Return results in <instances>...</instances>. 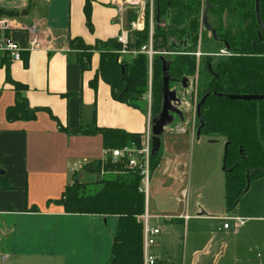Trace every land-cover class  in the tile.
Segmentation results:
<instances>
[{"label": "crops", "instance_id": "0c3cea01", "mask_svg": "<svg viewBox=\"0 0 264 264\" xmlns=\"http://www.w3.org/2000/svg\"><path fill=\"white\" fill-rule=\"evenodd\" d=\"M145 2L94 0L96 29L90 34L85 0H0V7L19 11L15 16L0 11V20L8 18L11 23L5 32L25 47L29 39L26 28L36 24V35L41 41L37 49L24 51L22 60L10 63L12 77L27 85L24 95L30 105L42 108L36 119H7L6 109L15 104L17 93L7 81L5 66H0V165L4 170L0 181L13 186H0V246L6 264L109 261L118 216L68 213L63 205L50 200L61 197L76 171L84 182L100 178L101 170L94 167L110 155L101 134L72 133L74 130L95 125L144 133L149 124V108L145 113L115 99L110 85L101 78L95 89L90 80L98 67L99 53L93 55L98 58L96 66L83 71L69 40L81 36L86 43L94 44L98 39L116 37L124 27L128 7L140 9L142 29ZM118 13L121 24L115 19ZM161 138L164 153L160 165L152 170L149 200L153 193L165 207L158 211L155 203L151 214L148 202L152 222L161 228L153 253L173 264H264V186L258 184L255 191L247 190L226 215L212 207L208 199L193 202V188L196 187L198 197L202 193L200 185H193V150L188 155L184 148L189 141L193 146L201 138L197 139L196 132L188 128L172 132L167 127ZM214 218L232 220L228 228L223 225L224 240L216 242L215 233L209 234L196 224L189 236L191 219ZM238 218L244 222L239 224ZM184 231L188 252L180 255Z\"/></svg>", "mask_w": 264, "mask_h": 264}, {"label": "trees", "instance_id": "16d2710c", "mask_svg": "<svg viewBox=\"0 0 264 264\" xmlns=\"http://www.w3.org/2000/svg\"><path fill=\"white\" fill-rule=\"evenodd\" d=\"M93 1L85 0L86 24L93 30ZM204 0H154L155 25L154 47L166 53L153 57L152 77L150 79L149 58L146 53L133 51L147 43L150 35V2L144 6L145 25L142 29H132L140 10L129 7L126 11L130 21V43L128 54L122 53V44L116 37L98 39L88 44L81 36L69 40L71 49L76 50L77 61L83 71L92 67V57L99 53V64L90 84L97 89L99 79L111 87L115 99L147 112L151 91L152 118L159 114L163 106L164 62L169 61L168 76L171 87L183 78L188 80L197 72V57L193 53L198 46ZM211 3V25L218 38L203 39L209 45L217 44L233 53L228 56H207L204 72L199 67L197 87L198 102L210 93L202 105L201 114L205 125L202 135L208 141H218L223 137L229 143L223 164L225 176V198L227 209L235 207L247 191V177L250 181L264 176V98L260 100L231 99L229 94H264V28L260 27L256 13L255 0H209ZM261 3V18L264 22V0ZM29 8L23 10L27 12ZM0 11L8 15L19 14L18 10ZM125 11V13H126ZM224 11L228 12L226 22ZM260 31L262 39L258 32ZM27 64V58L25 57ZM11 58L0 52V66H5L7 81L14 85L17 93L15 104L8 106L6 117L9 121L33 120L42 108L33 107L24 95L27 85L15 80L10 70ZM151 80V83H150ZM194 92V89L193 91ZM193 96V95H192ZM184 113V111H183ZM185 116V114H184ZM197 124L200 125L196 116ZM260 129V130H259ZM197 130V128H196ZM69 132V130H67ZM72 133L95 134L103 136L107 149L122 147L132 142L141 143L142 133L130 132L121 127H80ZM163 144L158 154L152 155L151 169H156L163 158ZM106 174L93 182L81 181L74 174L60 198L50 201L64 206L68 213L114 214L118 224L113 236L111 257L105 264H144V224L145 194L140 190L142 175L138 169L128 166L124 157L114 160L109 155L103 163ZM253 169H257L251 174ZM0 165V172H3ZM0 186L12 188L6 180ZM159 264H173L159 260Z\"/></svg>", "mask_w": 264, "mask_h": 264}, {"label": "rangeland", "instance_id": "374dc122", "mask_svg": "<svg viewBox=\"0 0 264 264\" xmlns=\"http://www.w3.org/2000/svg\"><path fill=\"white\" fill-rule=\"evenodd\" d=\"M129 8V7H128ZM127 8V9H128ZM126 9V10H127ZM140 10V9H139ZM144 13V10H143ZM119 16H117L115 19L118 24H121L122 19L120 16V13H118ZM92 14V22H93V30H90L87 26V29L90 34H93L96 29V25L93 19ZM139 17V16H138ZM138 19V18H137ZM136 19V20H137ZM155 20V18H154ZM145 23V22H144ZM155 23V21H154ZM145 25V24H144ZM124 27L129 28L130 27V21H129V14L126 11L125 13V19H124ZM121 31V30H120ZM210 37V34L208 35ZM196 50H201L203 52V55L199 59V67H201V71L204 72V64L206 61L207 56L211 55L213 57H220V56H228L229 52L226 50V48L217 45V44H211L209 45L208 42L205 40H201V31H200V38L198 42V46ZM195 50V51H196ZM123 54H128L127 52H122ZM98 62L97 55L95 58L92 57V67L96 66ZM172 89H176L178 92L179 97L182 98L184 105L182 106L185 114V121L181 122L180 118L175 115L176 119L174 122L167 126L168 131H179L182 129H189V131L193 132L195 134L196 132V105L198 102L197 95H198V89L196 86L193 87L189 85L186 88L181 87L178 84H174ZM190 95H193V101L189 99ZM148 99V97H147ZM149 101V99H148ZM149 104V103H148ZM150 105V104H149ZM218 141L210 142L208 139L210 137L208 136H201V139L198 141H195V145L191 146V142L189 141L187 144V148H184V151L190 155L191 151L194 156V162H193V185L197 186L200 185V192L202 193L200 197L197 196L196 187L193 188V197L192 200L195 202L197 199L205 202V200H209L211 202L210 205L214 207L215 209H219L223 213H229L227 209L226 204V198H225V187H224V169H223V159H224V152H225V139L223 137H218ZM76 173H80L79 171H76ZM106 174V173H105ZM104 174V175H105ZM79 175V174H78ZM258 184H262L264 186V176L256 177L250 181V186L247 190L255 191V188ZM150 213H154L155 211V203H157L158 211H162V209L165 207L164 204H161L160 201L156 198H154L153 193L150 197ZM193 212V211H192ZM153 221V219H151ZM228 221L229 223H232V220H225V219H211V220H200V219H191V227H190V237L192 234V230L194 228V225L196 224L197 227H203L206 228L209 231V234L212 232V235L215 237L216 242H221L225 239L224 234V222ZM161 225L165 226V220L162 219L160 221ZM182 223V221H181ZM213 237V238H214ZM158 239V238H157ZM187 231H184L181 234L180 237V243H179V250L180 255L183 253V251L188 252L187 247ZM155 246V245H154ZM4 252L2 250V246H0V264H6V261L4 259ZM195 261V255L193 257V262ZM189 264V262L187 263Z\"/></svg>", "mask_w": 264, "mask_h": 264}, {"label": "built area", "instance_id": "2783aa9c", "mask_svg": "<svg viewBox=\"0 0 264 264\" xmlns=\"http://www.w3.org/2000/svg\"><path fill=\"white\" fill-rule=\"evenodd\" d=\"M150 2V35L147 43L143 44L139 49L133 51L134 54L139 52L146 53L149 58V72L150 79L152 77V63L153 57L157 53H166V51H159L154 47V0H149ZM145 6V5H144ZM144 10V7H143ZM145 22V17H144ZM142 22L138 18L136 21L132 22V29H139ZM11 23L8 18L0 20V52L8 55L13 61H20L23 59L24 51H33L41 46V41L37 37L36 33L38 31V26L36 24L28 26L26 29L29 32L28 44L23 47L19 41L14 39L11 35H8L5 31L10 28ZM130 32L131 29L122 27L120 33L117 35L118 41L122 44V52H129L128 45L130 43ZM197 57V72L195 77H198L199 59L203 55L201 50L194 51ZM151 83V80H150ZM149 99V104H151V91L147 95ZM152 116L151 108L149 107V124L147 130L142 133L141 143L137 144L132 142L131 144L124 145L122 147H115L112 149H107L114 160L124 157L127 164L131 168L138 169L142 175V183L140 190L145 194V211L142 214V220L144 224V264H159V259L155 253H153L152 248L156 244L157 238L161 234V228L154 225L152 222L153 215L149 213L148 202L150 194V181H151V158H152ZM107 171L104 166H102L100 171V176H104ZM188 218V215H185ZM239 224L243 223L244 220L238 218ZM230 223L226 221L224 227L228 228Z\"/></svg>", "mask_w": 264, "mask_h": 264}, {"label": "water", "instance_id": "95a60500", "mask_svg": "<svg viewBox=\"0 0 264 264\" xmlns=\"http://www.w3.org/2000/svg\"><path fill=\"white\" fill-rule=\"evenodd\" d=\"M256 2V13H257V19L260 24L261 28H264V22L261 18V3L260 0H255ZM205 8L202 13V23L205 28H207L215 37V39L218 38L216 30L213 28V26L209 22V10L211 8V3L209 0H204ZM224 20H226V12L224 14ZM258 35L260 39L261 33L260 31L258 32ZM168 66H169V61L164 62V78H163V106L162 110L159 114L154 116L152 118V127H151V132H152V154L156 155L159 153L161 146H162V134L164 133V130L167 126L171 125L174 120L176 119L175 115H177L178 118L182 122L185 121V116L183 113V108L182 106L184 105V102L181 97H179L178 92L176 89H172L171 87V80L170 77L168 76ZM187 78H183L182 84L183 86L187 87ZM210 93H206L199 102H197L196 105V116L199 118L200 125L197 127L196 130V136L197 139H200L202 136V129L205 125L204 119L201 114V108L202 105L205 103L206 99ZM231 99H241V100H260L264 98V94H229L228 95ZM260 130V129H259ZM229 143H225V152H224V159L226 158L227 155V149H228ZM223 169L226 170L225 164H223ZM257 169H253L251 171V174L255 173ZM248 179V185L250 184V177H247Z\"/></svg>", "mask_w": 264, "mask_h": 264}, {"label": "flooded vegetation", "instance_id": "af4514ba", "mask_svg": "<svg viewBox=\"0 0 264 264\" xmlns=\"http://www.w3.org/2000/svg\"><path fill=\"white\" fill-rule=\"evenodd\" d=\"M203 10H204V8H205V4H204V1H203ZM256 6V5H255ZM154 9H155V3H154ZM211 10V9H210ZM209 10V13H208V15H209V22H210V24H211V20H212V18H211V11ZM225 12H226V20H227V15H228V12L227 11H224V13H223V20H224V14H225ZM154 13H155V10H154ZM226 20H224L225 22H226ZM203 33L204 34H206L207 36L210 34V36H213V34L207 29V28H205L204 26H203V23H202V20H201V40L203 39ZM215 38V37H214ZM226 50H228V52H229V55H232L233 53L231 52V50L229 49V47L227 48L226 47ZM194 53V52H193ZM198 73H199V68H198ZM196 75V74H195ZM195 75H194V77H192V78H190L189 80H188V82H187V86L188 85H191L192 86V88L194 87V86H197L198 85V81H199V74H198V77L196 78L195 77ZM176 84H178V85H180L181 87H183V88H185V86H183V84H181V82H177ZM175 84V85H176ZM197 97H198V95H197ZM189 99H191V101H193V96L192 95H190V97H189Z\"/></svg>", "mask_w": 264, "mask_h": 264}]
</instances>
